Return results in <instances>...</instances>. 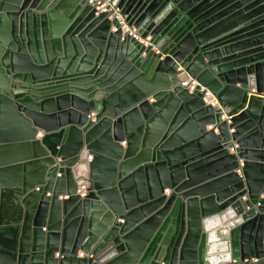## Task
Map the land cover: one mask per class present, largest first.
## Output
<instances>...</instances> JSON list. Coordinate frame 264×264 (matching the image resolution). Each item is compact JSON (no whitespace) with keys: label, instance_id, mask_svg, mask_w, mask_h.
Listing matches in <instances>:
<instances>
[{"label":"water","instance_id":"water-1","mask_svg":"<svg viewBox=\"0 0 264 264\" xmlns=\"http://www.w3.org/2000/svg\"><path fill=\"white\" fill-rule=\"evenodd\" d=\"M112 3L0 0V264H264V0Z\"/></svg>","mask_w":264,"mask_h":264},{"label":"built area","instance_id":"built-area-1","mask_svg":"<svg viewBox=\"0 0 264 264\" xmlns=\"http://www.w3.org/2000/svg\"><path fill=\"white\" fill-rule=\"evenodd\" d=\"M89 3L95 8L96 11L107 12L109 14L110 19L111 18L118 19L120 24L122 25V28L127 29L126 24H125V18L122 15H120V9L112 3V0H89ZM130 35H132V37L137 38V36L134 34V30H130ZM146 40H149V37H147ZM181 85L185 87L188 90V92H193L195 90H199L203 92L204 93L203 100L207 104H210L216 108H220V104L217 98L214 95H212L208 90H206L204 87L200 86L199 83L195 79L188 77L186 80H183L181 82ZM259 96L262 97L264 100V93L259 94ZM95 115L96 113L94 111L89 112L88 119H90L91 121H95ZM222 119H228V118L225 115H223ZM229 131L232 132L233 130H229ZM87 192L88 190H87L85 183H82L78 186L77 193L81 197H84V195ZM164 192L168 193V189H165ZM117 222L122 223L123 219L119 218L117 219ZM77 256L78 257H85V256L91 257V255L84 254L82 252H78ZM250 261L254 263L257 261V259L253 258V259H250Z\"/></svg>","mask_w":264,"mask_h":264},{"label":"crops","instance_id":"crops-1","mask_svg":"<svg viewBox=\"0 0 264 264\" xmlns=\"http://www.w3.org/2000/svg\"><path fill=\"white\" fill-rule=\"evenodd\" d=\"M151 101V100H150ZM1 122H2V125H3V132H4V134L6 135V136H9V135H13V134H15V130H14V128H13V126L11 125V123L7 120V119H5V118H2L1 119ZM229 123V122H228ZM211 128V126H207V129H210ZM38 132H40V131H38ZM216 132V131H215ZM37 137H39V136H37ZM122 145H123V143H122ZM87 152L84 150V152H83V155H85ZM86 162H91L92 160H93V157H92V155L91 154H88L87 156H86ZM166 189H168V188H166ZM169 189H168V193H166V194H169ZM165 193V192H164ZM221 233H223V231H221Z\"/></svg>","mask_w":264,"mask_h":264}]
</instances>
